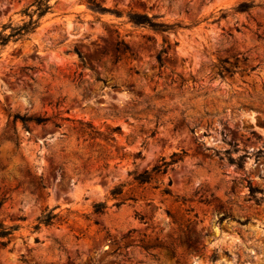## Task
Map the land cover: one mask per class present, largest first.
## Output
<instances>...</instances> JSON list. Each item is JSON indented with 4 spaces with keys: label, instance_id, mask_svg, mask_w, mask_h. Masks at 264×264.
<instances>
[{
    "label": "rangeland",
    "instance_id": "374dc122",
    "mask_svg": "<svg viewBox=\"0 0 264 264\" xmlns=\"http://www.w3.org/2000/svg\"><path fill=\"white\" fill-rule=\"evenodd\" d=\"M32 1L0 0V32L28 22ZM88 1L50 0L0 49V223L17 226L0 264H264V0H93L119 17ZM224 59L237 70L221 78ZM14 114L50 120L25 130ZM241 155L243 170L228 160ZM48 211L58 218L35 231Z\"/></svg>",
    "mask_w": 264,
    "mask_h": 264
},
{
    "label": "trees",
    "instance_id": "16d2710c",
    "mask_svg": "<svg viewBox=\"0 0 264 264\" xmlns=\"http://www.w3.org/2000/svg\"><path fill=\"white\" fill-rule=\"evenodd\" d=\"M50 0H33L32 3L26 7L24 10H22L20 13L23 16H26L29 18L28 22H24L21 26L18 27H8L3 26L2 32H0V49L5 47L10 40H13L14 42H17L19 40L25 39L29 34L33 33L39 26V20L45 16L47 13L50 12L51 6L49 5ZM33 8L31 11L30 8ZM87 7L89 10L95 13L105 14V13H113L117 17L120 16V14L116 12H111L110 10H107L105 8H102L98 3H96L93 0H89L87 2ZM254 5L251 2H243L236 6L233 11L234 13H248ZM35 16V19L33 17ZM227 16V13L222 12L220 18H225ZM128 22L135 26V27H146L150 30L162 34H169L173 33L176 34L178 29L183 28L180 24H166L162 22H156V17H148L146 14H138V13H129L127 15ZM7 28L10 29V32L8 34H2L3 31H5ZM177 43L175 42L173 46H176ZM171 49V44L167 41H163V44L161 46V49L156 53L155 55V63L159 69L163 68L165 66V58L168 55V51ZM128 51V50H125ZM126 53V52H125ZM128 53V52H127ZM77 56L84 66L83 57L80 53H77ZM130 57H132V54H130ZM237 70V63H230L227 59L220 60L219 65L217 66V75L221 78L225 75H233ZM180 78V77H179ZM98 82H102L103 85L106 84L105 80H102L97 77L96 79ZM50 118L45 116H26V115H19L14 114L13 115V121L21 123L22 127L25 130H28V124L32 123L37 126L44 125L47 122H49ZM88 128H90L89 125H86ZM18 145V144H17ZM184 153L181 154L173 153L169 160L167 161L165 158H162L159 161V164L152 167L150 170H145L143 173H140L138 175L134 176V181L138 184H148L152 180L153 176H163L166 174L168 168L179 161L182 160ZM246 155H241L237 159L229 158V163L234 164L238 169L243 170V158H245ZM39 186L44 189L45 187L43 184H39ZM122 193V186H118L113 188L110 191V196L112 198H115L116 196L120 195ZM163 194H169V191L167 189H164L162 191ZM256 193L257 191L250 188L249 189V195L252 199L256 200ZM2 205V201L0 202V208ZM106 208L105 203L100 204H94L93 205V212L95 214H102L104 212V209ZM58 218L57 214H53L52 211L44 212L41 214V216L37 219V224L34 226V230L37 231L41 226H50L53 224V222ZM17 230V226H5L2 223H0V246L2 248H5L10 243V239L14 234V231Z\"/></svg>",
    "mask_w": 264,
    "mask_h": 264
}]
</instances>
